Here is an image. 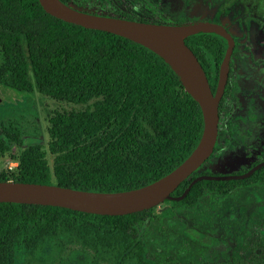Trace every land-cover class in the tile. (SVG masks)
<instances>
[{
    "label": "trees",
    "instance_id": "obj_1",
    "mask_svg": "<svg viewBox=\"0 0 264 264\" xmlns=\"http://www.w3.org/2000/svg\"><path fill=\"white\" fill-rule=\"evenodd\" d=\"M61 1L96 15L173 24L145 0L130 3V9L122 0ZM185 42L214 90L226 41L201 33ZM0 55V86L37 92L57 106L46 114V145L26 144L16 123L1 128L0 165L7 155L18 165L13 174L1 171L0 182L126 192L170 174L201 140V107L159 56L125 38L58 20L39 0H0ZM201 175L212 174L196 172L173 197ZM258 175L244 182H198L172 204L178 212L193 210L207 196L227 197L242 185L262 182L264 169ZM157 220L154 209L110 217L0 203V264H68L66 257L50 263L39 256L49 240L99 264H157L145 234ZM250 251L252 263L264 264V238Z\"/></svg>",
    "mask_w": 264,
    "mask_h": 264
},
{
    "label": "rangeland",
    "instance_id": "obj_2",
    "mask_svg": "<svg viewBox=\"0 0 264 264\" xmlns=\"http://www.w3.org/2000/svg\"><path fill=\"white\" fill-rule=\"evenodd\" d=\"M149 1L172 14L174 20L216 21L229 29L232 28L237 5L245 14L262 13L259 7L255 11L253 6L252 11L244 10L254 0ZM56 107L54 102L37 92L24 93L0 86V137H3V126L16 123L26 133V144L46 145V114ZM17 165L7 155L1 162L0 172L4 170L13 174ZM235 169H221L213 161L198 173H229ZM154 213L159 220L148 227L145 234L157 264H254L250 250L255 241L264 238V182L237 189L227 197L207 196L193 210L178 212L172 202H166L155 208ZM39 256L50 263L62 257L68 259V264L100 263L82 251H68L61 243L52 240L44 244Z\"/></svg>",
    "mask_w": 264,
    "mask_h": 264
},
{
    "label": "water",
    "instance_id": "obj_3",
    "mask_svg": "<svg viewBox=\"0 0 264 264\" xmlns=\"http://www.w3.org/2000/svg\"><path fill=\"white\" fill-rule=\"evenodd\" d=\"M43 10L65 23L87 30L110 33L138 45L159 56L179 76L186 92L200 105L204 118L201 140L190 157L164 178L148 186L118 193H97L17 182H0V203L58 207L99 216L121 217L152 210L166 202H179L187 197L195 184L218 181L222 178L201 175L194 179L181 197L173 193L191 179L214 153L219 132V104L229 76L234 41L224 27L212 23L186 25L154 24L96 15L77 9L61 0H39ZM201 33L217 34L228 41L229 47L220 69L216 93L193 51L187 46L188 37ZM264 164L254 168L248 178ZM235 178H226L230 180Z\"/></svg>",
    "mask_w": 264,
    "mask_h": 264
},
{
    "label": "flooded vegetation",
    "instance_id": "obj_4",
    "mask_svg": "<svg viewBox=\"0 0 264 264\" xmlns=\"http://www.w3.org/2000/svg\"><path fill=\"white\" fill-rule=\"evenodd\" d=\"M134 1L144 0H122V3L130 9L128 5ZM145 1L154 7V13L170 18L173 21L171 25L212 23L224 27L232 37L234 48L230 59L227 84L219 104L217 143L214 153L203 166L215 161L221 169L236 168L229 173L207 171L212 174L211 176L222 178L218 180L220 182H244L254 177L260 179L261 175L258 173L264 169V166L246 179H239V177L249 174L254 168L264 164V3H260L262 0H257L254 4L256 1L254 0L247 4L248 7H244V10H248L253 6L255 11L259 7L261 14L248 12L245 14L240 5H237L232 28L229 29L225 24L216 21H199L193 18L174 20L172 14L164 11L158 4H151L152 1L149 0ZM223 39L227 45L225 58L229 44L225 38ZM222 63L215 89H212L214 93L219 84ZM215 75L216 73L211 74L212 79H215ZM223 178L235 179L223 180ZM263 182L264 177L262 182L251 184L250 187ZM243 187L247 186L242 185L240 188Z\"/></svg>",
    "mask_w": 264,
    "mask_h": 264
}]
</instances>
